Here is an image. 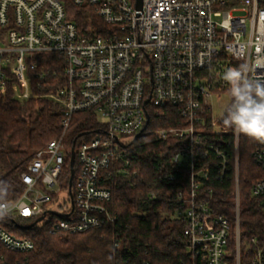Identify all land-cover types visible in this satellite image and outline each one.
<instances>
[{"label":"built area","instance_id":"1","mask_svg":"<svg viewBox=\"0 0 264 264\" xmlns=\"http://www.w3.org/2000/svg\"><path fill=\"white\" fill-rule=\"evenodd\" d=\"M66 1L0 0V89L6 88L9 73L16 78L12 90L17 102L47 99L64 114L60 136L36 152L21 174L23 193L8 199L11 211L0 220V264H11L6 253L35 248L32 239L14 236L2 222L34 223L46 213L38 225L52 215L56 220L51 232L70 234L115 222L108 211L112 195L102 172L128 165V145L121 137L144 134L150 108H174L184 122L183 127L155 134L162 140L185 141L174 162L187 167L188 190L178 194L186 209L178 215L186 221L185 247L193 259L230 264V219L211 213L213 192L204 194L202 188L214 169L218 181H235L236 264H264V247H257L244 261L250 251L242 249L240 232L242 134L223 127L212 106L215 98L229 94L222 78L229 68L247 64L250 77L264 78L261 0H142L141 8L136 0H69L89 15L84 29L70 19ZM40 53L63 57L65 81L57 92L37 96L31 75L43 79L51 73L38 72V64L30 63ZM81 112H93L100 128L87 141H71L72 119ZM253 157L264 169V143ZM62 191L70 196V209L50 214V205ZM251 195L264 215V179L254 185Z\"/></svg>","mask_w":264,"mask_h":264},{"label":"trees","instance_id":"2","mask_svg":"<svg viewBox=\"0 0 264 264\" xmlns=\"http://www.w3.org/2000/svg\"><path fill=\"white\" fill-rule=\"evenodd\" d=\"M260 4L264 7V0ZM66 7L70 19L80 29L88 26L89 15L84 9L75 7L69 0ZM96 24L104 27L100 21ZM32 62L38 64V72L45 69L51 72L43 79L31 75L34 95L55 93L64 85L61 55L40 53L30 59ZM14 82L16 78L8 73L6 88L0 89V181L8 187L7 200L17 199L23 193L21 174L36 152L60 136L64 119L63 112L48 100L17 102L13 98ZM149 114L146 132L126 148L128 165L119 164L115 170L102 172L104 185L112 195L108 211L115 222L80 234L51 232L50 225L56 220L52 215L47 222L27 230L17 226H29L33 222H2L14 236L30 238L35 243L29 253H6L11 264H204L200 259L194 260L185 247L187 224L178 215L186 209L185 200L179 199L178 194L187 192L189 182L187 167L184 162L175 163L174 156L184 149L185 141L176 137L162 140L155 134L160 129L183 127L184 122L174 108H150ZM99 128L93 112L78 113L72 119L69 139L87 141ZM259 145L260 142L247 136L240 137V232L242 249L250 251L244 257L245 262L257 247H264V215L259 201L251 195L254 185L264 179V169L253 157ZM120 169L123 171L119 172ZM214 171L202 188L204 194L213 192L211 213L230 219V264H236L235 181H218ZM171 176H176L174 181L170 180ZM252 239L257 240L256 245H250Z\"/></svg>","mask_w":264,"mask_h":264},{"label":"clouds","instance_id":"3","mask_svg":"<svg viewBox=\"0 0 264 264\" xmlns=\"http://www.w3.org/2000/svg\"><path fill=\"white\" fill-rule=\"evenodd\" d=\"M249 72L247 64H240L223 74L231 102L225 107L221 122L238 135L264 143V78H252ZM7 194L8 187L0 181V220L11 211Z\"/></svg>","mask_w":264,"mask_h":264},{"label":"rangeland","instance_id":"4","mask_svg":"<svg viewBox=\"0 0 264 264\" xmlns=\"http://www.w3.org/2000/svg\"><path fill=\"white\" fill-rule=\"evenodd\" d=\"M47 100V99H42ZM49 102H52L48 100ZM231 102V98L229 94L222 95L219 99L215 98L212 102L213 111H214V117L215 119H221L222 115L224 113V109L227 105H229ZM53 103V102H52ZM54 104V103H53ZM134 136H126L121 137L122 142L124 145H128L132 140ZM50 208L52 211H55L57 213H64L70 209V196L67 192L62 191L58 194L56 200L52 205H50Z\"/></svg>","mask_w":264,"mask_h":264},{"label":"water","instance_id":"5","mask_svg":"<svg viewBox=\"0 0 264 264\" xmlns=\"http://www.w3.org/2000/svg\"><path fill=\"white\" fill-rule=\"evenodd\" d=\"M136 6H137V8H141V6H142V0H136ZM148 123H149V121H148ZM146 129H147V126L143 129L142 132H145ZM141 135H142V134H138L136 137H134L132 143H135L136 140H137ZM74 143H75V141H74ZM72 153H73V155H72V161H71L72 176H71V180H70V185H71L72 182H73V175H74V171H73V165H74V149H72ZM49 213H50V214H55V212H53V211H49ZM45 216H46V213H45L44 216H42L41 218H39V219H38L36 222H34L32 225H29V226H17V227H19L20 229H25V230H27V229H31V228L35 227L36 225H38L39 222H42Z\"/></svg>","mask_w":264,"mask_h":264},{"label":"flooded vegetation","instance_id":"6","mask_svg":"<svg viewBox=\"0 0 264 264\" xmlns=\"http://www.w3.org/2000/svg\"><path fill=\"white\" fill-rule=\"evenodd\" d=\"M23 226V225H22Z\"/></svg>","mask_w":264,"mask_h":264}]
</instances>
